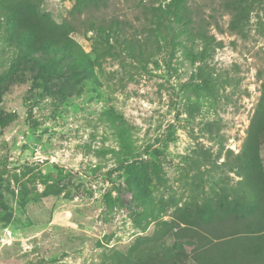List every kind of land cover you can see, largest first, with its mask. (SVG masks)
I'll list each match as a JSON object with an SVG mask.
<instances>
[{
	"label": "rangeland",
	"instance_id": "1",
	"mask_svg": "<svg viewBox=\"0 0 264 264\" xmlns=\"http://www.w3.org/2000/svg\"><path fill=\"white\" fill-rule=\"evenodd\" d=\"M34 1L83 63L10 47L0 25V264L145 257L177 208L240 180L227 155L264 83V0Z\"/></svg>",
	"mask_w": 264,
	"mask_h": 264
},
{
	"label": "trees",
	"instance_id": "2",
	"mask_svg": "<svg viewBox=\"0 0 264 264\" xmlns=\"http://www.w3.org/2000/svg\"><path fill=\"white\" fill-rule=\"evenodd\" d=\"M188 1L172 0L169 8L177 14L182 7L183 14ZM0 25L10 47L21 46L31 55L63 50L83 63V52L70 36L73 27L54 22L34 0H0ZM92 25L93 30H102L100 24ZM40 63L50 67L49 61ZM231 156L229 151L228 166L240 177L236 187L224 190V198L177 208L173 222L152 234L151 254L144 257L141 251H131L120 264H264V83L242 150ZM164 235L173 239L174 255L158 249Z\"/></svg>",
	"mask_w": 264,
	"mask_h": 264
}]
</instances>
